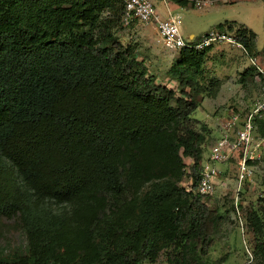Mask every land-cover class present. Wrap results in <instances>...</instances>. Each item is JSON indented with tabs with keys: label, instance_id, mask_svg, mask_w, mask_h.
Segmentation results:
<instances>
[{
	"label": "trees",
	"instance_id": "1",
	"mask_svg": "<svg viewBox=\"0 0 264 264\" xmlns=\"http://www.w3.org/2000/svg\"><path fill=\"white\" fill-rule=\"evenodd\" d=\"M122 13L120 0H0V218L23 237L0 264H218L223 218L195 192L209 135L194 113L220 87L202 77L211 46L179 50L176 85L158 83L117 35ZM232 23L253 53L256 34ZM253 251L264 264V241Z\"/></svg>",
	"mask_w": 264,
	"mask_h": 264
},
{
	"label": "rangeland",
	"instance_id": "2",
	"mask_svg": "<svg viewBox=\"0 0 264 264\" xmlns=\"http://www.w3.org/2000/svg\"><path fill=\"white\" fill-rule=\"evenodd\" d=\"M157 9L165 14L164 8L157 0H152ZM171 9L180 14V31L185 40L190 37L199 38L203 34L218 30L217 25L225 21L223 31L234 36L237 26L244 25L256 34L253 53L243 47L229 43H214L207 53L203 67V81L208 84L211 80H219L220 87L214 97H204L200 107L195 111L194 117L208 127V140L204 145L203 160L207 159L210 147L219 136L220 124L235 110H248L252 103L263 97L264 80L262 77L248 76L245 84L241 83V74L251 67L250 58L255 57L264 66V57L260 50L264 45V0H235L229 3H216L205 9L192 6L180 8L169 3ZM232 26V31L229 30ZM117 35L124 43L132 44L139 59L145 60L150 74L156 77L158 83L175 86L174 80L169 81L166 76L173 60L178 56L179 50L166 48L155 30L153 24L133 23L131 26H119ZM253 67V66H252ZM256 72V71H255ZM262 160L255 169L252 182L245 184L241 201L244 213L237 216L232 211L233 191L236 177L235 163L216 164L221 170L220 180L215 193L205 198L206 203L216 206L223 218L222 225L215 236V244L207 258L218 264H250L255 255L253 251L254 240L264 241V150ZM190 163L189 159H186ZM187 180L181 185L188 187ZM261 199V200H260ZM45 206L59 212L63 208L51 202ZM256 211L262 225V232L255 234L250 228V221L246 218V211ZM23 242L19 224L14 219L0 218V252L9 251ZM155 264H165L161 254Z\"/></svg>",
	"mask_w": 264,
	"mask_h": 264
},
{
	"label": "built area",
	"instance_id": "3",
	"mask_svg": "<svg viewBox=\"0 0 264 264\" xmlns=\"http://www.w3.org/2000/svg\"><path fill=\"white\" fill-rule=\"evenodd\" d=\"M123 3L121 24L129 27L133 23L153 24L162 44L171 50H200L214 43H229L243 47L234 36L222 30H212L199 38L191 37L185 40L180 31V14L171 9L169 3L180 8L192 6L205 9L216 3H229L235 0H183L186 5H180L178 0H157L165 10L161 13L152 0H120ZM246 50L245 48H243ZM255 68L256 76L264 78V66L255 58H250ZM264 117V93L261 99L252 103L248 110H235L220 124L219 136L210 147L207 159L202 161L200 179L195 192L211 197L220 180L221 170L216 164L235 163L236 177L232 196V211L242 215L240 201L246 183L252 182L257 163L262 160L264 150V135H260L256 121Z\"/></svg>",
	"mask_w": 264,
	"mask_h": 264
},
{
	"label": "crops",
	"instance_id": "4",
	"mask_svg": "<svg viewBox=\"0 0 264 264\" xmlns=\"http://www.w3.org/2000/svg\"><path fill=\"white\" fill-rule=\"evenodd\" d=\"M174 5H177V4H174ZM177 6H178V5H177ZM178 7H179V6H178ZM191 37H193V36H191ZM191 37H190V38H191Z\"/></svg>",
	"mask_w": 264,
	"mask_h": 264
}]
</instances>
